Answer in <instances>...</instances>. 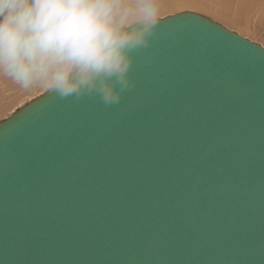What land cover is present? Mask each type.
<instances>
[{
    "label": "water",
    "instance_id": "1",
    "mask_svg": "<svg viewBox=\"0 0 264 264\" xmlns=\"http://www.w3.org/2000/svg\"><path fill=\"white\" fill-rule=\"evenodd\" d=\"M134 56L0 121V264H264V47L181 12Z\"/></svg>",
    "mask_w": 264,
    "mask_h": 264
},
{
    "label": "clouds",
    "instance_id": "2",
    "mask_svg": "<svg viewBox=\"0 0 264 264\" xmlns=\"http://www.w3.org/2000/svg\"><path fill=\"white\" fill-rule=\"evenodd\" d=\"M159 23L152 0H0V74L60 99L118 105Z\"/></svg>",
    "mask_w": 264,
    "mask_h": 264
},
{
    "label": "rangeland",
    "instance_id": "3",
    "mask_svg": "<svg viewBox=\"0 0 264 264\" xmlns=\"http://www.w3.org/2000/svg\"><path fill=\"white\" fill-rule=\"evenodd\" d=\"M170 0H152L169 5ZM180 6L159 10V18L181 12H196L209 17L264 47V0H179ZM185 6V7H184ZM42 87L22 89L0 74V121L46 92Z\"/></svg>",
    "mask_w": 264,
    "mask_h": 264
},
{
    "label": "bare ground",
    "instance_id": "4",
    "mask_svg": "<svg viewBox=\"0 0 264 264\" xmlns=\"http://www.w3.org/2000/svg\"><path fill=\"white\" fill-rule=\"evenodd\" d=\"M168 4H169V5L162 6V4H160V3L158 4V3H157L158 10H166V9H171L172 6H175V7L180 6L181 2H180L179 0H170V1L168 2ZM181 5H182V4H181ZM184 7H185V6H184Z\"/></svg>",
    "mask_w": 264,
    "mask_h": 264
},
{
    "label": "snow or ice",
    "instance_id": "5",
    "mask_svg": "<svg viewBox=\"0 0 264 264\" xmlns=\"http://www.w3.org/2000/svg\"><path fill=\"white\" fill-rule=\"evenodd\" d=\"M89 99L91 100L92 98H89ZM123 99H124V97H123ZM123 99H122V100H123ZM122 100H121V102H122Z\"/></svg>",
    "mask_w": 264,
    "mask_h": 264
}]
</instances>
